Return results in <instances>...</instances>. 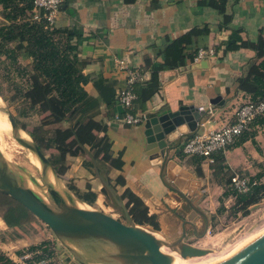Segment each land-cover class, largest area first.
<instances>
[{"label":"crops","instance_id":"1","mask_svg":"<svg viewBox=\"0 0 264 264\" xmlns=\"http://www.w3.org/2000/svg\"><path fill=\"white\" fill-rule=\"evenodd\" d=\"M156 1L158 8L152 7L151 0L130 5L121 0H64L54 27L80 36V40L74 36L71 45L83 63L82 73L89 78L84 90L93 103L90 113L106 125L96 135L110 140L113 157L121 155V172L110 170L104 174L109 180L123 177V187L147 208L164 237L175 241L185 227L187 242L197 246L195 242L204 239L206 230L221 221L228 205L234 203L233 195L224 196L231 188V177L238 174L250 178L264 166V125L250 127L247 139L239 138L211 160L182 153L192 135L233 122L238 106L249 99L237 90L235 80L253 52L216 51L231 32L218 29L216 12L198 6L200 0ZM228 12L235 14V25L244 30L240 39L255 40L258 29L264 26V0H229ZM203 23L211 27L206 50L212 49L214 55L200 60L188 56L184 65L156 74L160 89L148 103L142 124L130 127L111 118L100 102L94 80L103 79L102 85L113 88L117 98L126 85L128 71L144 68L145 58L160 62L157 47ZM151 75L145 71L143 80H150ZM191 109L203 114L196 119ZM170 114L175 116L168 118L169 122L160 120ZM82 157L89 160L86 153ZM82 162L81 156H67L62 182L72 184L80 193L90 186L96 200L87 204L106 213L114 212L116 206L108 203L101 181L96 175L89 177ZM181 170L191 175L190 181L179 176ZM192 181L200 186L187 200V185ZM220 208L224 209L222 213ZM116 212L114 216L122 218L121 210ZM184 221L190 224L184 225ZM11 234L0 217V251L7 255H16L19 248L31 243L30 237L12 239Z\"/></svg>","mask_w":264,"mask_h":264},{"label":"trees","instance_id":"2","mask_svg":"<svg viewBox=\"0 0 264 264\" xmlns=\"http://www.w3.org/2000/svg\"><path fill=\"white\" fill-rule=\"evenodd\" d=\"M124 4H135L141 0H121ZM238 0H234L237 2ZM198 6L209 8L216 12L219 17L218 29L231 32L227 41L220 43L217 50L236 52L247 49L253 52V57L248 59L242 74L236 78L237 90L248 96L252 102L264 99V26L257 31L255 40L240 39L244 30L235 25V14L228 12L229 0H200ZM151 5L158 8L156 0H151ZM0 7L6 24L0 26V63L9 61L8 65L15 68L18 75L26 78L25 91L18 92L25 109L21 112L22 117H27L28 111L47 114L42 123L34 126L29 133L38 147L45 153L49 152V160L59 176L66 173V157L82 158V166L88 176L96 175L93 163L82 157L85 154L83 147H87L99 164L103 172L110 170L121 172L123 162L121 155L113 157L111 142L107 138H98L96 132L106 129L104 121H96L90 113L93 103L84 90V85L89 78L82 73L83 63L78 58L76 47L71 45L74 36L80 40V36L66 29H57L55 24L46 26L44 21L32 22L29 13L33 9V0H0ZM211 27L203 23L190 29L176 40H167L166 44L157 47L160 62L145 58L139 74L150 72V80L136 81L132 84V93L135 99L130 109L120 106L115 90L107 85H102L104 80L97 78L94 84L98 89L101 103L109 111V116L115 120V116L122 117L126 113H144L148 103L158 93L159 82L156 74L171 70L179 65H184L188 56H197L199 50L207 49V39ZM215 51V52H216ZM22 60L25 65L20 63ZM137 71V70H134ZM119 108V109H118ZM264 125V116L256 118L250 127ZM25 126V125H24ZM249 128L240 136L244 141L248 138ZM252 136V135H251ZM54 151V152H53ZM111 186L119 193L120 198L126 203L133 221L142 226L158 229L155 218L148 215L147 208L141 201L124 186L122 176L109 180ZM250 190L245 194H239L229 188L224 196L233 195L234 203L232 210L248 213L249 207L264 199V166L260 172L248 178ZM120 187L124 189H120ZM69 188L84 202L93 204L96 193L90 186L87 191L80 193L74 187ZM107 199H111L105 188L101 190ZM224 211L219 209V213ZM0 217L9 229L12 230L11 238H26L27 231L36 234L39 231L38 220L35 219L25 208L16 203L10 197L0 194ZM42 243L29 247L28 251L35 254L27 264L44 258H51L53 250ZM45 246V247H44ZM19 255L21 252H18ZM0 264H16L5 253L0 251Z\"/></svg>","mask_w":264,"mask_h":264},{"label":"water","instance_id":"3","mask_svg":"<svg viewBox=\"0 0 264 264\" xmlns=\"http://www.w3.org/2000/svg\"><path fill=\"white\" fill-rule=\"evenodd\" d=\"M191 110L196 119L203 114V111ZM0 111L7 117L12 138L37 162L39 173V179L34 178L25 168L0 153V194L13 199L44 224L73 259L71 264H175L176 257L192 260L212 254L209 249L188 243L185 227L178 239L170 241L158 230L136 224L126 203L85 147L83 149L93 163L97 178L114 205L121 210L122 219L82 201L62 182L49 157L18 125L12 114L3 107ZM174 116L165 115L160 120L169 122L168 118ZM179 176L191 179L186 171L181 170ZM199 186L198 181L188 183L187 200ZM186 224L190 223L184 221ZM207 264H264V229L240 247L234 246Z\"/></svg>","mask_w":264,"mask_h":264},{"label":"rangeland","instance_id":"4","mask_svg":"<svg viewBox=\"0 0 264 264\" xmlns=\"http://www.w3.org/2000/svg\"><path fill=\"white\" fill-rule=\"evenodd\" d=\"M3 24H6V21L0 7V26ZM2 59L3 62L0 63V107L6 108L12 114L18 125L25 130L26 134L30 138H32L29 133L34 126L43 122L45 114L40 113L36 108L35 111H28L27 117H22L20 115L21 112L25 109L23 106L27 108L26 105L20 103L21 100L18 93L20 91H25L26 78L25 76H19L15 68L8 65L9 61L4 60V58ZM20 63L22 64V66L25 65L22 60H20ZM0 116L4 121L7 120L6 115L2 111H0ZM10 133V128L9 130H7L0 127V153L9 161H12L20 167L25 168L30 173V175L34 176V178L39 179L37 167H35L34 165L35 160L31 157V155H29V153H27L23 148L16 144ZM9 152L13 154L9 155ZM45 154L47 157H49V152H45ZM69 186H72V184L69 183L67 187L69 188ZM108 203L114 204L110 199H108ZM232 206L233 204H229L226 212L221 215V221H219L216 225L214 224V226L210 227V235L206 234V237L204 239L198 242L194 241L195 243L199 244L197 245L198 247L211 250V252L213 253L212 258H217L223 255L225 252L229 251L236 245L240 246L251 236H254L262 229H264V199H261L255 205L249 207L248 213L245 214L244 212H237L236 214H234ZM114 208L115 211L108 212V214H113V216L115 214L118 215L116 211H119V209L117 207ZM116 218L122 219L121 217ZM38 227L40 228L36 233L37 235L31 234L30 230L26 232L27 238H32L31 243L27 244L22 250L21 248H19V251L23 255H19L17 253V257H23L27 254L35 255V253L28 251L29 247L45 243L44 245L49 247L48 249L53 250L54 253L51 258L54 259L57 264L73 263V259L56 241L51 231L39 221ZM39 253L41 252L39 251ZM194 260L197 261L192 262V264H207L209 261H211V259H208L204 262L198 259ZM36 262L37 261H34L33 263ZM187 264L191 263L187 262Z\"/></svg>","mask_w":264,"mask_h":264},{"label":"built area","instance_id":"5","mask_svg":"<svg viewBox=\"0 0 264 264\" xmlns=\"http://www.w3.org/2000/svg\"><path fill=\"white\" fill-rule=\"evenodd\" d=\"M64 0H33V9L29 13V18L32 22L44 21L46 26L51 27L56 23L59 9ZM214 55L212 49L199 50L195 60H200L205 57ZM143 76L138 71H128L127 87L119 93L118 100L120 106L124 109H130L135 95L132 93L131 86L136 81H142ZM209 114L213 111L209 109ZM264 116V99L258 102H252L249 99L241 102L235 112L233 122L223 125L214 130L198 132L189 137L182 147V153L185 156H197L205 160H211L212 156L225 151L233 146L240 138L244 131L249 128V125L258 117ZM147 118L144 113L130 114L126 113L122 117L115 116V120L124 125L134 127L140 125ZM230 187L239 194H245L250 190L248 178L235 174L230 179ZM210 228L206 234L210 235ZM35 254H40L36 252ZM7 255V254H6ZM16 264H27V260L32 259L34 255L27 254L23 257L16 255H7ZM33 264H57L52 258L41 259Z\"/></svg>","mask_w":264,"mask_h":264},{"label":"bare ground","instance_id":"6","mask_svg":"<svg viewBox=\"0 0 264 264\" xmlns=\"http://www.w3.org/2000/svg\"><path fill=\"white\" fill-rule=\"evenodd\" d=\"M0 127L1 128H4V129H7V130H9V123L7 122V120L6 121H4L3 120V118L0 116ZM17 144V143H16ZM18 145V144H17ZM10 150V149H9ZM11 154H13V153H10L9 152V155H11ZM35 163H34V165H35V167H38V164H37V162L36 161H34ZM243 244V243H242ZM241 244V245H242ZM240 245V246H241ZM240 246H238V247H240ZM212 255H213V253L212 254H210V255H208V256H206V257H204V258H199L198 260H201V261H207L208 259H214V258H212ZM195 261H197V260H194V259H192V260H181L180 258H177L176 257V259H175V261H174V263L175 264H187V262H190L191 264H192V262H195ZM201 264V263H200Z\"/></svg>","mask_w":264,"mask_h":264}]
</instances>
